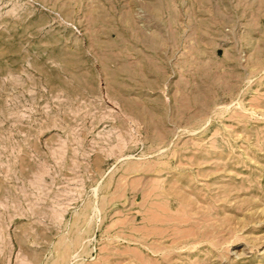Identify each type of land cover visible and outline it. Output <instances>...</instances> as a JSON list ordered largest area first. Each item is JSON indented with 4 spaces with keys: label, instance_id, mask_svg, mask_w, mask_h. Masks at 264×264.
I'll return each mask as SVG.
<instances>
[{
    "label": "rangeland",
    "instance_id": "obj_1",
    "mask_svg": "<svg viewBox=\"0 0 264 264\" xmlns=\"http://www.w3.org/2000/svg\"><path fill=\"white\" fill-rule=\"evenodd\" d=\"M0 264H264V0H0Z\"/></svg>",
    "mask_w": 264,
    "mask_h": 264
},
{
    "label": "bare ground",
    "instance_id": "obj_2",
    "mask_svg": "<svg viewBox=\"0 0 264 264\" xmlns=\"http://www.w3.org/2000/svg\"><path fill=\"white\" fill-rule=\"evenodd\" d=\"M251 14V13H250ZM253 20V19H252Z\"/></svg>",
    "mask_w": 264,
    "mask_h": 264
}]
</instances>
